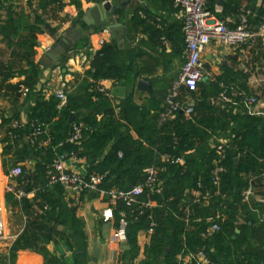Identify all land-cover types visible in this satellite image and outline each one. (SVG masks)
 Wrapping results in <instances>:
<instances>
[{
	"label": "crops",
	"instance_id": "0c3cea01",
	"mask_svg": "<svg viewBox=\"0 0 264 264\" xmlns=\"http://www.w3.org/2000/svg\"><path fill=\"white\" fill-rule=\"evenodd\" d=\"M74 1L77 3H72V0H60L57 3L52 0H9L6 2V6L11 5L14 15H23L28 20L29 26L35 30L28 34V38L35 41L36 45L32 51L28 52L21 48L19 39L10 42L5 39L4 44L0 42V65H15L11 70L13 77L5 83L2 95H0V205L3 209L6 233V239L0 241V264H140L144 260V250L149 245L150 239L144 231H140L137 236L138 255L130 257L131 255L127 254L130 250L127 244L120 246L112 240L116 220L109 223L101 220V213L107 204L99 192H87L81 195L71 189L62 188L65 207L70 209L72 220L64 219L65 224L63 225L50 223V227L54 228L58 236L55 242L46 244V255L43 256L40 252L30 249L11 251L13 243L21 237L27 223L37 215L48 211L49 207L40 199H36L35 194L26 199L28 204H31L28 209L12 194L7 193L8 185L24 189L18 184V178L11 177V170L16 166H21L26 173L27 171L31 173L37 161L28 158L25 161L14 163L11 156H3V149L7 146L2 142L4 131L10 130L14 122L19 124L17 130L22 128L27 131V127H30L29 134L24 141L33 146L36 144L40 149L47 148L50 144V137L49 127L45 124H43V134L35 141L30 140L36 124L28 122L30 109L35 106L37 98L44 100L50 97L55 98L54 94L60 90L67 97L71 96L78 102L83 99L90 92L88 85L91 82L84 74L90 69L93 56L105 43H116L120 51V65H132V72L125 75L128 85L117 84L109 80L101 82L109 93L107 100L115 113L119 111L122 102L130 94L132 103L143 108L148 114L147 118L154 115H159V118L165 97L171 85L178 80L184 64L183 20L181 12L173 6L172 0L132 1L124 12H117L114 18L106 24L108 26L110 24L121 25L124 31L119 27L114 30L97 27L98 15L88 14L95 3L105 0ZM118 1L120 0H111L113 4ZM218 1L216 0L212 9L215 20L222 21L233 28L238 24L242 11H246L249 13L253 28H258L261 22L258 13L264 8V0H240V7L237 11L226 7L228 0H225L222 6L218 5ZM59 3L61 7L58 6ZM2 16L5 19V12ZM133 17H136L142 24L133 26L131 24ZM74 21H77L80 27L79 33L82 35L78 46L80 41L85 42V46L83 48L77 46L75 50L68 52L57 67L53 64L52 68L44 66V64L51 65L53 62L49 51L55 48L56 41L69 35L71 29L77 30V25L73 24ZM122 33L124 42L115 41L114 38ZM131 57H134L132 63L129 60ZM210 57L213 58L208 61L207 58ZM201 59L206 77L201 83H206L207 86L216 83L217 78L223 77L227 69L234 73L235 78H238V83L228 81L225 85L223 82H217L221 89L218 96L214 97L212 92L209 93L207 100L217 110L215 114L217 118L209 122L213 129L198 125V134L193 138L195 148L182 154L184 160L187 158L201 159L213 151L218 144L228 146L231 140L227 135L232 134V131L237 128L238 120L242 117H259L264 120V46L261 43H256L252 49L247 50L241 47L230 48L212 41L205 48ZM28 62L37 68V76L33 79L18 75L20 69L27 68ZM206 63L209 64V69L204 67ZM138 79L152 83V95L136 89ZM243 82L245 85L240 88L239 85ZM20 87L27 88L28 92H20ZM116 87L124 88L123 97H116L112 94ZM250 97L257 99L255 104L247 102ZM186 98L190 99L195 109L196 101L192 95ZM57 108L60 109L58 106ZM77 113L83 116L85 111L78 110ZM204 115L203 119L210 117L208 113ZM193 116H195V110ZM3 120H8V124L2 125ZM152 122L153 120H147V125H152ZM158 124L159 119L157 126ZM142 126H145V122ZM126 127L130 129L129 134L137 139L135 132L124 123V129ZM173 138L175 141L176 138ZM112 145L110 143L105 148L103 156ZM57 155L63 157L66 169L83 175L89 174L85 159L77 157L72 159L65 154L59 155L58 153L55 157ZM254 180L255 178H251L247 187L252 188V196L243 201L248 206L247 210L255 213L259 222L262 223L264 213L259 208L264 207V203L259 200L264 198V181L256 180L254 183ZM26 182L29 183L27 179ZM95 193L97 195H94ZM251 201L252 204L258 206L252 207ZM244 214L239 215V225L244 224ZM260 223L254 226L248 223L250 229L246 239L251 245L256 246L259 236L262 237ZM119 256H121L120 261Z\"/></svg>",
	"mask_w": 264,
	"mask_h": 264
},
{
	"label": "trees",
	"instance_id": "16d2710c",
	"mask_svg": "<svg viewBox=\"0 0 264 264\" xmlns=\"http://www.w3.org/2000/svg\"><path fill=\"white\" fill-rule=\"evenodd\" d=\"M7 1L9 0H0V42L4 44L5 39L8 42L19 39L22 46L20 47L30 52L36 43L28 38V34L35 30L29 26L23 15L13 14L11 5L6 6ZM239 1L228 0L226 7L237 11L240 7ZM52 2L57 3L60 0ZM215 3L216 0L208 1L209 11H213ZM58 6L61 7V3ZM263 14L264 8L258 13V17L261 19ZM131 24L134 26L142 23L133 17ZM84 46L85 42L80 41L78 47ZM119 56L120 51L115 42L103 44L96 52L90 69L84 74L91 80L88 85L90 92L79 102L68 96L66 105L58 109L59 102L54 97L48 100L37 98L35 106L28 113V122L49 127L50 144L47 148L40 149L36 144L33 146L24 141L30 127H27V131L22 128L4 131L2 142L7 146L3 149V156H11L14 163L28 158L37 161L34 171H27L30 173L29 183L25 178L28 173L22 169L23 175L17 179L18 184L22 185L27 193L37 189L35 198L49 207L48 211L27 223L21 237L13 243L11 251L30 249L46 255V244L55 242L58 236L54 228L50 227V223L63 225L64 219L72 220L70 209L65 207L62 187L49 185L46 178L55 154L58 153L67 156L73 154L77 158L85 159L89 174L108 172V177L99 186L100 190L105 192L114 188L127 191L142 185L145 181L143 171L147 167L156 165L158 168H165L158 175L163 183L162 194L152 197L155 202H163L162 208L153 212L146 210L142 215L137 214L135 207L126 209L121 205L119 208L125 212L128 221L126 244L130 249L127 252L130 257L138 255L137 236L140 231L148 230V216L152 215L157 223L149 245L144 250V260L140 264H178L177 258L182 251L187 254L199 250L204 251L209 264H264V220L260 223L257 215L247 210L248 206L243 201V191L248 187L251 178H255L254 183L256 180L264 181V120L259 117H242L238 120L237 128L227 135L231 141L222 162L225 172L220 177V195L214 197L207 206L194 204L191 192L197 189L199 183L203 190L214 192L215 187L211 183L214 151H210L201 159H185V170L177 165L161 164L159 158L162 153L180 157L195 148L193 138L198 134V125L212 130L209 122L217 118V110L207 100L209 93L212 92L213 96L217 97L221 91L217 82H223L225 85L228 81L238 83V78L227 69L223 77L217 78L216 83L208 86L201 83L197 92L191 94L196 101L195 116L191 120H186L184 115L179 113L173 121L157 126L159 115L147 118L146 111L132 103L130 94L115 113L107 98L96 91V84L105 80L128 85L125 75L132 72V65H120ZM133 58L129 59L131 63ZM14 66L0 65V95L5 83L13 77L11 70ZM18 75L33 79L37 76V68L28 62L27 68L20 69ZM243 85L244 82L239 87L242 88ZM78 110H84L85 114L80 116ZM205 113L210 114V117L203 119ZM70 115L74 116L72 122H69ZM147 120H153L152 125L148 126ZM8 122L3 120L2 125L5 126ZM144 122L145 126H142ZM77 123L84 125L81 138L76 143H69L67 139L72 126ZM124 123L135 132L137 139L129 134V128L124 129ZM173 137L176 138L175 141ZM110 143L113 144L111 149L103 156ZM118 153L122 154L120 158ZM235 159H238V162H235ZM171 197L172 201L168 202ZM21 203L30 209L31 204H28L26 199ZM250 205L254 208L258 206L252 204V201ZM259 209L264 213V207ZM241 214L245 215L244 224L239 225ZM115 217L116 220L119 219L118 213H115ZM213 223L219 224L220 231L211 237H203L202 234ZM248 223L251 226L260 223L262 226V237L259 236L256 246L246 239L250 229ZM191 264L199 263L194 261Z\"/></svg>",
	"mask_w": 264,
	"mask_h": 264
},
{
	"label": "built area",
	"instance_id": "2783aa9c",
	"mask_svg": "<svg viewBox=\"0 0 264 264\" xmlns=\"http://www.w3.org/2000/svg\"><path fill=\"white\" fill-rule=\"evenodd\" d=\"M208 1L209 0H172L173 6L181 12L183 20L182 30L185 59L178 80L171 85L165 97L162 112L159 117V126L174 119L179 113L183 114L186 120L192 119L194 105L186 96H190L197 92L199 84L206 78L203 72L201 56L205 48L212 41L230 48L241 47L247 50L252 49L256 43H261L264 46V14L258 28L254 29L250 23L249 13L242 11L238 24L231 28L224 22L213 18L212 12L207 8ZM19 91L27 93L28 89L20 87ZM96 91L106 98L109 97L108 91L101 85V82L96 84ZM182 93H184L183 96ZM54 96L59 102V108L66 105L67 95L62 90L57 91ZM256 101L257 99L255 97H250L247 100L249 104H255ZM17 128H19V124L14 122L11 125V129L14 130ZM82 128H84L82 123L74 124L67 142H78L81 138ZM43 130V124H35L30 140L35 141L43 134ZM227 147L228 146L225 144H218L213 149L215 158L212 162L211 183L212 186L215 187L214 192L211 193L209 190H203L202 185L199 183L197 189L191 192L194 204H208L214 197L220 195V177L221 174L225 172L222 162L225 159ZM118 156L120 158L122 154L118 153ZM69 157L76 159V156L73 154L69 155ZM159 158L161 164L177 165L184 170L186 168L185 160L182 156L178 157L170 153H162ZM164 170V167L158 168L156 165L147 167L143 171L145 181L142 185H137L127 191L114 188L105 192L104 190H100L99 186L108 177V172L83 175L76 171L66 169L63 157L57 155L46 173V178L49 185H59L64 189H71L78 194L99 192L100 196L105 199L107 204L106 208L101 213V220L104 223L113 222L116 220L115 213H118L119 219L116 220V227L112 240L114 243L123 246L126 244V228L128 221L125 212L121 211L119 208L121 205L126 209L135 207V211H137L138 215H142L146 210L153 212L156 209L162 208L164 206L163 202H155L152 200V197L161 196L162 194L163 183L158 178V175ZM22 175L23 170L21 166H16L11 170V177L14 179L20 178ZM6 191L12 194L18 201L33 197L37 193V189L27 193L21 187L16 188L10 185L6 187ZM252 193V188H247L243 192L244 199L252 196ZM167 201H172V197ZM259 201L264 203V198ZM186 213H188L187 208ZM148 220L150 222L149 228L147 231H144V233L150 239L157 223L152 215L148 216ZM219 231V224L213 223L202 236L211 237ZM5 239L6 233L4 230L3 209L0 205V241ZM194 261H197L199 264H209V259L203 250L187 254L182 251L177 258L178 264H191Z\"/></svg>",
	"mask_w": 264,
	"mask_h": 264
},
{
	"label": "water",
	"instance_id": "95a60500",
	"mask_svg": "<svg viewBox=\"0 0 264 264\" xmlns=\"http://www.w3.org/2000/svg\"><path fill=\"white\" fill-rule=\"evenodd\" d=\"M132 1L134 0H120L117 3L113 4L111 0H105L103 2H97L93 5V7L89 10L88 14H97L99 21H97L96 26L103 28L104 30H114L116 27H119L121 30L124 31V28L121 25H115L110 24L109 26L106 25L107 21L114 18V15L117 14V12L121 11L124 12L127 9V6H129ZM136 1H142V0H136ZM225 0H219L218 5H223ZM73 24L76 26L78 23L77 21H74ZM77 30L71 29L69 35H67L64 38L58 39L56 41V46L53 50L49 51V56L53 58V62L51 65H45L46 67L52 68L53 65L56 67L60 65L61 59L70 51L75 50L78 46V41L82 38V35L79 33L80 27L76 26ZM115 41L119 43H123V33L116 36L114 38ZM213 57L207 58V60H211ZM53 64V65H52ZM204 67L206 69H209V64H204ZM136 89L140 92H145L149 95H152V83L149 81H145L142 79L137 80V86ZM112 94L116 97H123L124 95V88L123 87H116L113 89ZM74 116L70 115L69 122H72ZM235 162H238V159H235ZM25 178L29 181L30 176L28 174L25 175ZM126 249L128 247L126 246ZM97 256V254H95ZM121 256H119L118 260L120 261Z\"/></svg>",
	"mask_w": 264,
	"mask_h": 264
},
{
	"label": "rangeland",
	"instance_id": "374dc122",
	"mask_svg": "<svg viewBox=\"0 0 264 264\" xmlns=\"http://www.w3.org/2000/svg\"><path fill=\"white\" fill-rule=\"evenodd\" d=\"M0 56H1V54H0ZM13 221H14V220H13ZM13 226H15V224H14Z\"/></svg>",
	"mask_w": 264,
	"mask_h": 264
}]
</instances>
